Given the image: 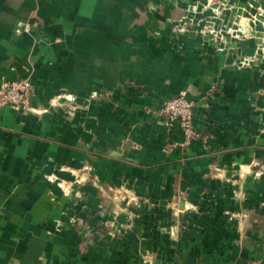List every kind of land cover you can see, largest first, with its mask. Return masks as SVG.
<instances>
[{"label":"crops","instance_id":"obj_1","mask_svg":"<svg viewBox=\"0 0 264 264\" xmlns=\"http://www.w3.org/2000/svg\"><path fill=\"white\" fill-rule=\"evenodd\" d=\"M16 79L0 264H264V0H0ZM210 88L184 145L153 111Z\"/></svg>","mask_w":264,"mask_h":264},{"label":"built area","instance_id":"obj_2","mask_svg":"<svg viewBox=\"0 0 264 264\" xmlns=\"http://www.w3.org/2000/svg\"><path fill=\"white\" fill-rule=\"evenodd\" d=\"M221 5L224 6L223 3ZM31 86L29 79L6 81L0 88V101L28 109L26 101ZM212 97L211 88L205 91L198 100L188 98L187 91L182 90L176 95L164 99L153 112L162 119L166 130L177 126L182 135V144L186 145L199 137L193 120L196 108H208ZM147 111L150 112L151 110L147 109ZM170 148V145H166L167 150ZM246 264L261 263L257 259H249Z\"/></svg>","mask_w":264,"mask_h":264}]
</instances>
